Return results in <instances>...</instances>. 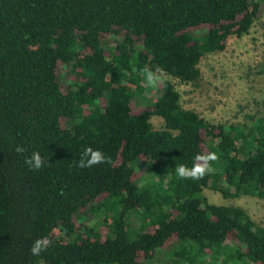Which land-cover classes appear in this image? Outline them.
I'll return each instance as SVG.
<instances>
[{"label":"trees","instance_id":"trees-1","mask_svg":"<svg viewBox=\"0 0 264 264\" xmlns=\"http://www.w3.org/2000/svg\"><path fill=\"white\" fill-rule=\"evenodd\" d=\"M259 6L0 0V264H264V225L203 194L264 197V110L227 125L183 108L169 79L142 95L145 70L198 83L203 56L246 34ZM88 146L105 161L82 169ZM33 152L38 170L26 164ZM212 153L203 177L177 175ZM137 164L152 182L140 183ZM87 212L97 226L78 223ZM40 238L48 247L33 256Z\"/></svg>","mask_w":264,"mask_h":264},{"label":"rangeland","instance_id":"rangeland-1","mask_svg":"<svg viewBox=\"0 0 264 264\" xmlns=\"http://www.w3.org/2000/svg\"><path fill=\"white\" fill-rule=\"evenodd\" d=\"M259 4L257 16L246 34L231 37L224 50L203 56L199 64L201 78L198 83H181L165 73L155 74L159 79H169L174 83L183 108L196 111L211 123L227 125H240L250 113L264 110V0H259ZM108 43H114L113 36L109 37ZM156 92L155 85L147 83L142 95L148 97ZM144 97H134V106H144ZM152 122L155 128L162 127L159 117H153ZM135 167L140 183L154 180L149 168L140 164ZM203 194L211 203L244 208L255 221L264 225V197L225 196L209 188H204ZM100 219L98 213L87 212L78 217V223L97 226ZM129 221L133 228L138 227V218L131 215ZM171 250L170 244L164 251H159L157 260L170 259Z\"/></svg>","mask_w":264,"mask_h":264},{"label":"clouds","instance_id":"clouds-1","mask_svg":"<svg viewBox=\"0 0 264 264\" xmlns=\"http://www.w3.org/2000/svg\"><path fill=\"white\" fill-rule=\"evenodd\" d=\"M157 77L152 71L145 70V80L150 86H154L157 83ZM215 153H212L206 157L197 156L196 160H203V164H193L191 168L185 165H180L176 169V173L180 178L198 179L205 175L206 171H210L208 162L216 160ZM105 161L104 154L99 150H94L92 147H85L82 155L78 161L80 168H91L95 165H99ZM45 163L44 158L39 152H33L31 157L26 160V164L32 169H40ZM49 241L46 238H40L34 241L31 247V254L33 256H40V254L46 251Z\"/></svg>","mask_w":264,"mask_h":264}]
</instances>
